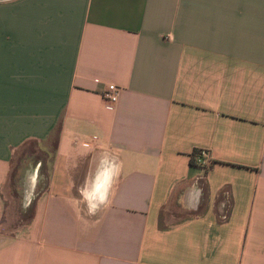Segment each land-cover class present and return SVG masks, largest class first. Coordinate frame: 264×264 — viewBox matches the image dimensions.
<instances>
[{
	"label": "crops",
	"instance_id": "0c3cea01",
	"mask_svg": "<svg viewBox=\"0 0 264 264\" xmlns=\"http://www.w3.org/2000/svg\"><path fill=\"white\" fill-rule=\"evenodd\" d=\"M0 264H264V0H0Z\"/></svg>",
	"mask_w": 264,
	"mask_h": 264
},
{
	"label": "rangeland",
	"instance_id": "374dc122",
	"mask_svg": "<svg viewBox=\"0 0 264 264\" xmlns=\"http://www.w3.org/2000/svg\"><path fill=\"white\" fill-rule=\"evenodd\" d=\"M47 147L50 149L52 146L50 144ZM38 150L37 144L27 142L13 152L11 172L3 187L6 217L9 218L12 228L21 222L23 223L29 214L33 183L25 185V182H28L29 179L31 181L35 179L36 172L33 164L40 158Z\"/></svg>",
	"mask_w": 264,
	"mask_h": 264
},
{
	"label": "built area",
	"instance_id": "2783aa9c",
	"mask_svg": "<svg viewBox=\"0 0 264 264\" xmlns=\"http://www.w3.org/2000/svg\"><path fill=\"white\" fill-rule=\"evenodd\" d=\"M117 95H118V88L112 84H109L101 92V100L106 107L111 108L117 102ZM91 141L92 142L95 141L94 138H92ZM203 154H204L203 152H200L198 157L195 158L194 164L199 166V167H203V168L207 169L209 167L210 163L208 160H203L201 158L203 156Z\"/></svg>",
	"mask_w": 264,
	"mask_h": 264
},
{
	"label": "trees",
	"instance_id": "16d2710c",
	"mask_svg": "<svg viewBox=\"0 0 264 264\" xmlns=\"http://www.w3.org/2000/svg\"><path fill=\"white\" fill-rule=\"evenodd\" d=\"M200 154V152H198V151H194L192 154H191V156H190V159H189V163H190V165H195L194 163V161H195V158L196 157H198V155Z\"/></svg>",
	"mask_w": 264,
	"mask_h": 264
},
{
	"label": "bare ground",
	"instance_id": "6f19581e",
	"mask_svg": "<svg viewBox=\"0 0 264 264\" xmlns=\"http://www.w3.org/2000/svg\"><path fill=\"white\" fill-rule=\"evenodd\" d=\"M36 167V166H35Z\"/></svg>",
	"mask_w": 264,
	"mask_h": 264
}]
</instances>
